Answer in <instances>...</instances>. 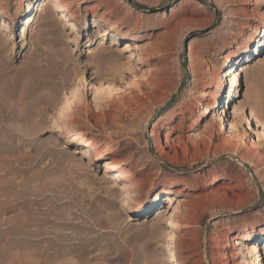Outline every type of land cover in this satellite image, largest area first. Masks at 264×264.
<instances>
[{
  "label": "rangeland",
  "instance_id": "374dc122",
  "mask_svg": "<svg viewBox=\"0 0 264 264\" xmlns=\"http://www.w3.org/2000/svg\"><path fill=\"white\" fill-rule=\"evenodd\" d=\"M250 123L264 0H0V264H264Z\"/></svg>",
  "mask_w": 264,
  "mask_h": 264
},
{
  "label": "bare ground",
  "instance_id": "6f19581e",
  "mask_svg": "<svg viewBox=\"0 0 264 264\" xmlns=\"http://www.w3.org/2000/svg\"><path fill=\"white\" fill-rule=\"evenodd\" d=\"M247 20H249V18H247V17H243V18H241V20H239L235 25H234V28H233V30L234 31H237V30H239V31H241V28L243 27V25H244V21H247ZM257 28V30L258 29H260V26H257L256 27ZM242 32V31H241ZM232 35H235V34H232V33H227V36H229V37H231ZM234 38V37H233ZM229 41H230V39H229ZM128 46H127V50H132V51H136L137 52V54L138 53H142L143 51H144V47L142 48L141 46H140V44H135V46H132V45H129V44H127ZM225 58H229L228 56H226ZM237 81H238V78H236V77H234L233 79H232V87L235 85V84H237ZM223 84H224V77L222 76V74L220 73V74H218L217 75V80H216V82H215V84L212 86V89L214 88V89H219L220 87H222L223 86ZM206 90L205 92H203V98L202 99H215L216 97H217V91L216 90ZM200 102H202V100L200 101ZM249 131H251V133H252V135H254V137H256V138H259V142L257 143H255L254 145H252V147H250L249 149H248V152H247V154L248 155H250V156H255V155H257V154H259V155H261V156H263L264 154L261 152V150H260V148L263 146V140H264V125H261L260 126V128L259 129H255L253 126H252V124L250 123L249 124ZM242 145V143L241 142H239L238 143V147H239V149H241L240 147H242L241 146ZM238 147H236V148H238ZM116 166H118V164H116ZM199 175H196V177H198ZM256 202L255 201H253L252 202V204L251 205H254ZM249 207V206H248ZM248 207H246V208H244L243 210H242V212H241V214L240 215H243V217L242 218H245V219H247V215L248 214H250V213H245L246 212V210L248 209ZM249 212V211H248ZM175 261V260H174Z\"/></svg>",
  "mask_w": 264,
  "mask_h": 264
}]
</instances>
